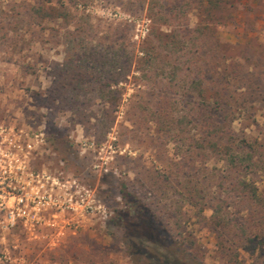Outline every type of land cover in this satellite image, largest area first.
<instances>
[{
    "label": "rangeland",
    "instance_id": "rangeland-1",
    "mask_svg": "<svg viewBox=\"0 0 264 264\" xmlns=\"http://www.w3.org/2000/svg\"><path fill=\"white\" fill-rule=\"evenodd\" d=\"M52 1L64 19L30 18L25 10L33 0H0L1 11L17 20V30L0 41V124L32 142L33 172L62 174V195L74 203L43 210L33 225L0 224V264H149L154 251L172 260L155 241L127 235L132 207L121 185L191 260L264 264L233 235L222 247L210 225L208 199L226 195L218 187L223 159L202 157L189 176L182 162L188 146L150 118L164 100L175 102L174 115L188 114L192 97L217 89L213 67L235 63L228 77L237 82L226 93L249 101L233 127L251 141L264 138V0H230L209 14L198 0ZM152 55L154 83L144 77ZM184 129L195 133L189 124ZM255 179L264 189V174ZM186 184L200 191L191 199L196 205L183 198ZM82 188L93 193L91 210L75 204ZM6 215L0 212V223Z\"/></svg>",
    "mask_w": 264,
    "mask_h": 264
},
{
    "label": "trees",
    "instance_id": "trees-1",
    "mask_svg": "<svg viewBox=\"0 0 264 264\" xmlns=\"http://www.w3.org/2000/svg\"><path fill=\"white\" fill-rule=\"evenodd\" d=\"M198 1L205 6L207 14H209L230 0ZM58 3L59 1L53 3L52 0H33L25 12L30 18H39L40 20L46 18L55 22L66 17L65 11ZM13 17L1 11L0 8V41L7 40L12 30L16 29L17 20H10ZM170 42L173 45V41ZM129 58L131 63L133 57ZM170 58L171 56L169 60ZM156 61H158L157 57L152 55L145 62L150 69L143 75L152 83L155 81L156 73L151 70ZM136 65L140 70L143 65L142 60H137ZM235 66V63H230L228 67H213L217 77L213 80V84L217 89L214 92L211 91L212 93L208 96L201 92L197 97H192L190 101L192 109L188 114L174 115L172 109L175 102L164 100L158 101L159 109L153 111L150 118L158 126L159 131L172 135L180 146H188L182 162L186 164L184 168L189 170V176L198 173H196L195 163L196 161L200 162V158L214 154L223 159L225 170L223 176H219L222 184L218 187L225 188L226 195L224 198L208 199L212 210V215L209 217L210 225L217 232V238L222 247L224 244L225 246L227 243L231 244V241L226 238L233 235L245 249L252 246L251 252L256 253L259 258L264 256V189H260L256 184L255 177L258 174H264V138L260 141H251L246 133L239 135L233 127L238 114L242 113L243 116L247 114L246 107L249 101L246 98L242 99L239 95L234 96L226 93L228 86L235 85L237 82L236 77H228L236 72ZM173 68L176 70L178 66L174 65ZM193 84H195V89L202 85L201 82ZM188 124L195 130L192 136L185 135L184 127ZM180 184L177 181V186ZM184 188L186 195L183 198L185 197L184 199L188 200L190 205H196V202H192L191 199L194 195L200 194V191L195 187L190 188L188 184ZM119 189L127 205L132 207V214L123 224L127 235L130 231L136 237L141 236L147 240L155 241L156 246L159 244L161 248H165L172 258V260H168L167 257L158 255L156 251L151 250L154 252L149 256L152 259L149 264H202L190 259L182 243L173 237L164 223H159V228L157 227V221L152 220L154 215L147 212L145 205L136 200L124 185H121ZM201 198L204 199V196ZM229 199L236 200V203L232 205L229 203ZM214 200L215 203H212ZM238 205L241 206V209Z\"/></svg>",
    "mask_w": 264,
    "mask_h": 264
},
{
    "label": "built area",
    "instance_id": "built-area-1",
    "mask_svg": "<svg viewBox=\"0 0 264 264\" xmlns=\"http://www.w3.org/2000/svg\"><path fill=\"white\" fill-rule=\"evenodd\" d=\"M33 144L14 128L0 124V212L6 211L5 227L18 222L33 225L43 210L71 206L73 196L62 195L66 188L62 174L50 176L33 172L29 166ZM78 188L76 182L73 186ZM77 208L93 209V193L79 189L74 195Z\"/></svg>",
    "mask_w": 264,
    "mask_h": 264
}]
</instances>
